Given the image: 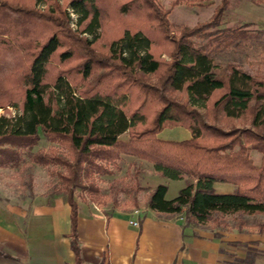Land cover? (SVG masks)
I'll return each instance as SVG.
<instances>
[{
	"label": "trees",
	"instance_id": "16d2710c",
	"mask_svg": "<svg viewBox=\"0 0 264 264\" xmlns=\"http://www.w3.org/2000/svg\"><path fill=\"white\" fill-rule=\"evenodd\" d=\"M186 1L172 0L166 8L159 0H0V76L14 73L23 84L20 111L0 115V168L66 171L57 174L72 206L77 264L82 257L74 192L82 188L101 196L91 178L113 174L112 165L124 155L151 163L166 178L187 180L173 198L167 197L168 183L155 185L146 197L150 209L182 214L195 226L264 232V221L245 218L264 216V75L234 61H216L221 51L252 43L259 33L250 27L253 22L226 24L232 0H220L193 27L179 26L170 14ZM41 2L43 9L37 7ZM112 12L124 20L100 49L104 20ZM10 49L9 63L3 53ZM150 75L159 84L149 83ZM169 90L184 92L187 100L170 97ZM245 116L251 117L249 127L224 129L215 122ZM174 126L188 128L192 136H159ZM43 135L56 146L35 149ZM251 150L261 152L260 163ZM215 181L236 189L218 192ZM117 182L113 208L120 206V192L137 204L139 182L129 188Z\"/></svg>",
	"mask_w": 264,
	"mask_h": 264
},
{
	"label": "crops",
	"instance_id": "0c3cea01",
	"mask_svg": "<svg viewBox=\"0 0 264 264\" xmlns=\"http://www.w3.org/2000/svg\"><path fill=\"white\" fill-rule=\"evenodd\" d=\"M166 128L159 133L163 139L192 136L184 127L181 139H174ZM29 184L23 195H8L0 188V264H77L68 196L35 189L34 181ZM215 189L229 193L236 186L215 181ZM76 201L81 264H264V232L256 227L224 230L186 224L182 214L150 209L146 198L144 208L105 207L81 196ZM136 217L139 226L130 222Z\"/></svg>",
	"mask_w": 264,
	"mask_h": 264
},
{
	"label": "rangeland",
	"instance_id": "374dc122",
	"mask_svg": "<svg viewBox=\"0 0 264 264\" xmlns=\"http://www.w3.org/2000/svg\"><path fill=\"white\" fill-rule=\"evenodd\" d=\"M172 0H159V2L166 8H169ZM220 2V0H190V2H182L175 6L170 14V19L179 26L188 25L193 27L198 21L207 20L213 13L214 7ZM65 3V2H64ZM38 8L45 7L43 2L39 3ZM75 19L76 14L72 15ZM107 16V14H106ZM124 17L119 13H109L104 20V26L102 33L104 37L97 44L100 49H104L108 44V39L115 36L120 30V24L124 20ZM242 22H253L250 25L259 33V38L252 43L245 44L239 47H232L221 51L216 56V61L219 64H226L227 62L234 61L242 65V67L253 74L264 75V3L256 4L250 0H232V4L229 8L226 18V24H236ZM75 27V23H72ZM120 27V28H119ZM108 31V32H107ZM4 61L11 62L13 55V49L3 53ZM164 59L170 60V55L167 53L161 54ZM149 83L159 84L157 75H150L146 77ZM1 84V99H0V115H17L21 108V100L23 98V84L20 82L18 75L11 72H5L0 76ZM170 97L184 102L187 100V96L184 92L180 91H167ZM202 112H205L202 109ZM209 121H213L208 119ZM222 128L231 129L233 127L242 128L251 126V117L245 116L238 119H220L215 121ZM184 127H167L166 134L171 133V137L174 139H181L180 130ZM123 138H128V134L123 135ZM51 146H56L55 143L50 142L44 135L42 136L39 145L35 149L47 151ZM58 148L60 145H57ZM251 155L256 163H260L262 154L257 150H251ZM25 165L21 168L16 167H3L0 168V188L3 189L5 194H10L15 191L18 195L26 194L29 191V183L34 181L35 189H50L57 190L63 189L62 181L59 178V172H66L61 166H42V165ZM114 168L113 174L95 175L91 179L101 187L103 194L92 195L87 189L77 188L74 192V199L78 196L85 198L86 200H94L105 207H113V193L112 185L121 181L122 187L129 188L130 186L139 182L141 190L138 192L137 204L131 200L129 194L120 192L119 194V208H134L143 207L144 201L149 191L153 188L155 183L164 182L168 183V195L173 198L179 190L187 182L186 179H169L161 176L155 171L153 165L145 160L138 159L136 157H130L124 155L122 159L117 161L116 165H112ZM31 172L33 174H31ZM34 178H30V177ZM36 179V180H34ZM90 182V180H89ZM118 185V187L121 186ZM65 193V192H64ZM66 194V193H65ZM67 195V194H66ZM230 222L233 223L232 217H228ZM250 223H257L264 221L263 215L257 216H245Z\"/></svg>",
	"mask_w": 264,
	"mask_h": 264
},
{
	"label": "built area",
	"instance_id": "2783aa9c",
	"mask_svg": "<svg viewBox=\"0 0 264 264\" xmlns=\"http://www.w3.org/2000/svg\"><path fill=\"white\" fill-rule=\"evenodd\" d=\"M135 213L139 214V210L136 209V210H135ZM130 222H131V224L134 225V226H139V224H140V219H139V217H136L135 219H132Z\"/></svg>",
	"mask_w": 264,
	"mask_h": 264
}]
</instances>
